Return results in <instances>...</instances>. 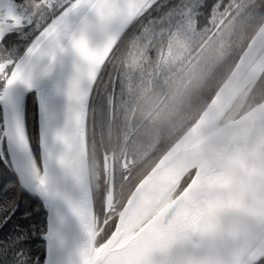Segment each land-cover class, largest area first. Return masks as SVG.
Here are the masks:
<instances>
[{
    "label": "snow or ice",
    "instance_id": "6c2138e0",
    "mask_svg": "<svg viewBox=\"0 0 264 264\" xmlns=\"http://www.w3.org/2000/svg\"><path fill=\"white\" fill-rule=\"evenodd\" d=\"M0 164V264H264V0H0Z\"/></svg>",
    "mask_w": 264,
    "mask_h": 264
},
{
    "label": "trees",
    "instance_id": "16d2710c",
    "mask_svg": "<svg viewBox=\"0 0 264 264\" xmlns=\"http://www.w3.org/2000/svg\"><path fill=\"white\" fill-rule=\"evenodd\" d=\"M35 124H36V122H35ZM34 135H35V133H34ZM34 146H35V144H34ZM14 179H15V177L12 176V174L8 172V170L3 166V164H0V187H2L3 184L7 183L9 180H14ZM9 195L18 200V202L20 204V212H23L25 210L31 211L33 213V219L37 223H39L43 219V215H44L43 211L41 210L39 213L36 212V209L39 206L38 203L35 202L34 200H32L30 197H28L24 192H22L18 188H16V189H13L9 193ZM17 222H19V213L17 215ZM34 250H36L35 245H34Z\"/></svg>",
    "mask_w": 264,
    "mask_h": 264
},
{
    "label": "rangeland",
    "instance_id": "374dc122",
    "mask_svg": "<svg viewBox=\"0 0 264 264\" xmlns=\"http://www.w3.org/2000/svg\"><path fill=\"white\" fill-rule=\"evenodd\" d=\"M34 120H35V118L30 112V114H29V128H30V131H31L33 137H35L34 133H36V129H35L36 128V124H35L36 120L35 121ZM34 144H35V142H34Z\"/></svg>",
    "mask_w": 264,
    "mask_h": 264
},
{
    "label": "water",
    "instance_id": "95a60500",
    "mask_svg": "<svg viewBox=\"0 0 264 264\" xmlns=\"http://www.w3.org/2000/svg\"><path fill=\"white\" fill-rule=\"evenodd\" d=\"M25 193V192H24ZM27 196H28V194L27 193H25ZM29 197V196H28ZM36 202V201H35ZM38 203V202H37Z\"/></svg>",
    "mask_w": 264,
    "mask_h": 264
}]
</instances>
